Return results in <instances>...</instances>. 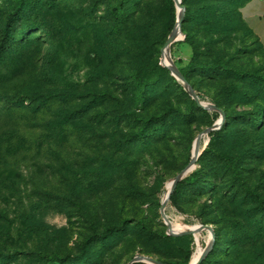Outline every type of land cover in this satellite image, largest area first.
I'll use <instances>...</instances> for the list:
<instances>
[{
	"label": "rangeland",
	"instance_id": "374dc122",
	"mask_svg": "<svg viewBox=\"0 0 264 264\" xmlns=\"http://www.w3.org/2000/svg\"><path fill=\"white\" fill-rule=\"evenodd\" d=\"M50 1L55 3L54 9L43 10L40 18L46 30L42 34L37 30L29 33L32 39L39 37L38 41H32L30 48L0 62V91L13 96L43 78L48 90L64 91L73 87L86 96L102 91L109 92L113 98L104 106L92 109L85 121L76 122L73 129L59 138H51L42 128H32L37 125L32 117L25 121L20 117L16 122L1 125L0 253L16 255L2 264H60L43 260L40 255L58 256L66 260L65 264H72L69 258L76 261L74 264H85L82 256L90 259V264H130L141 255L164 264H191L199 250L203 255L210 246L211 264H257L251 247L241 243L231 245L232 239L227 233L231 229H227L228 223H224L220 212L221 196L214 194V188L203 186L218 185L221 180L209 174L214 161L204 155L211 134L201 141V162L198 161L195 170L182 180H186L181 188L183 212L169 203L166 216L170 225L181 229L180 232L208 225L214 229L215 237L203 231L182 236L188 237V241L171 246L163 245L159 238L164 234L172 236L161 212L168 185L191 164L197 137L217 125L222 118L220 113L208 111L209 115L198 113L190 117V103L176 92L173 98L185 114L186 122L176 126L166 156L156 159L155 155L147 153L141 158L131 157L118 147L124 142V136L138 131L136 124L124 123L120 128L113 124L116 106L122 102L130 105L129 77L138 70L136 60L127 56L125 49L144 44L140 47L146 61L161 65L162 49L177 28L176 24L171 35L167 34L170 18L164 12L166 0H138L137 5L130 8L121 35L114 30L111 0ZM15 2L0 0V17H4ZM146 24L153 28L144 35V41L139 42L134 31ZM183 38L170 48V59L178 70L186 69L194 58L192 44ZM236 39L232 49L220 48L230 55L227 58L230 66L264 76V50L258 39L247 36L244 44ZM2 40L0 35V45ZM108 43L115 44L116 51H112ZM56 56L58 59L54 60ZM193 82L203 93L201 101L205 105H214L213 98L226 85L207 81L201 75H196ZM163 102L157 101L141 115L149 117ZM258 103L229 106L230 118L224 126L227 124L232 129L241 124L238 126L240 141L229 137L219 146L228 150L231 145L243 150L247 144L245 150H255L254 154L250 150L244 154L242 165V173L254 184L261 183L264 175V129L261 136L252 129L245 132L246 119L239 115L249 113L261 121L258 127H262L264 105ZM214 113L220 117L215 118ZM42 118H47H39L43 125ZM109 160L117 163L110 164ZM121 163L129 165L128 173H124ZM203 164L207 171L205 182L201 186L194 185L192 174ZM261 191L264 193L263 188ZM136 221H142L153 230V236L132 233L137 227ZM126 222L131 232L121 239L114 236L104 247L96 235ZM87 243L92 244L85 251ZM188 252L191 253L189 261Z\"/></svg>",
	"mask_w": 264,
	"mask_h": 264
},
{
	"label": "trees",
	"instance_id": "16d2710c",
	"mask_svg": "<svg viewBox=\"0 0 264 264\" xmlns=\"http://www.w3.org/2000/svg\"><path fill=\"white\" fill-rule=\"evenodd\" d=\"M250 1L252 0H182L183 6L186 7L183 32L187 36L186 40L194 48V58L189 66L180 70V72L195 89L200 100L204 95L197 90V86L193 82L196 75H201L207 81L226 84L221 87L218 94L213 98L214 106L225 112L226 120L230 118L229 106L243 107L256 104L258 101L262 102L258 104L264 105V76L260 73H246L232 68L229 61H227L230 55L220 49L221 46L232 49L235 38H237L236 41L244 44L247 36H255L242 17V9ZM137 2L138 0L110 1V14L113 17L114 30L117 31L118 35L124 32L130 8L137 5ZM54 7L55 3L50 0H16L10 10L5 11V16L0 17V35L3 39L0 45V62L7 60V57L11 59L17 52L30 48L33 44L32 41H38L39 37L32 39L29 33L31 30H37L38 33L42 34L46 30L44 28L45 24L40 21L41 12L45 9L52 10ZM164 12L170 18L167 34L171 35L178 21L174 0H166ZM152 28L151 24L138 26L134 31L137 36L136 40L143 42L144 35ZM258 43L260 44L259 40ZM114 45H109L112 51H116ZM143 45L141 44L131 50L125 49V54L136 60L138 70L129 77L128 92L132 96L129 101L130 105L125 106L122 102L121 105L116 106L117 109L112 117L113 124L117 128L125 123L128 125L136 124V129H138L137 133L124 136V142L118 145L121 152L139 158L149 153L159 159L166 156L170 151L172 136L176 133V126L186 122L185 114L176 105L173 94L180 92L181 96L185 97L190 103V117L198 113L209 115V112L200 108L192 100L184 87L178 83L167 68L160 65L159 62L150 64L146 61V55L141 52L143 48L140 47ZM261 48L264 50L262 46ZM47 56L45 55V57ZM57 59L56 56L54 60ZM50 78L53 80L52 77ZM110 98H113V96L109 92L98 91L89 93L86 96L77 92L73 87L64 91L48 90L44 87L43 78L37 79L33 86L16 92L13 96L0 91V127L3 123L16 122L20 117L22 121L32 117L37 123L32 128H42L51 135V138H59L71 128L73 129L76 122L82 123L85 121L92 109L104 106ZM81 101L82 103L77 105ZM157 101H164L159 110L149 117L141 115ZM137 110L140 113H137ZM48 113L52 114L46 115ZM43 116L47 120L42 118V125L39 118ZM239 116L246 119L245 125L247 128H245V132L253 130L254 134L261 136L264 129V115H262V127H258V123L261 121L251 117L249 113ZM214 117L218 118L220 116L218 113H214ZM238 126L230 129L226 124L222 130L211 134V142L204 155H209L210 160L214 161V165L209 167V174L215 176L216 180L219 178L221 180L218 185L211 183L208 186H203L207 189L214 188L212 190L214 194L221 196L220 212L224 223H228L227 229H231L227 231L232 239L231 245L236 246L237 243H241L244 246L251 247L255 253V262L264 264V193L261 191L262 188L264 189V184L262 185L264 175L261 178V183L254 184L250 182L249 178L245 177V173H242L244 154L249 150L254 154L255 150H245L247 144L243 150H238L231 145L228 150L219 147L220 144L229 140L227 139L229 137H233L235 142L240 141L239 137L241 135L238 132L240 129ZM109 163L116 164L117 161L109 160ZM121 165L124 173H128L129 165L126 163H121ZM205 174H207V171L203 164L197 172L192 174L194 185L201 186L202 182H205ZM185 181L178 184L170 199V205L179 212H183L180 203L181 188L184 186ZM136 225L137 227L132 233L153 236V230L142 221H136ZM247 229H250V232ZM129 232H131V229L129 223L126 222L125 225L112 226L96 236L103 241L105 247L114 236L121 239ZM159 238L165 246L188 241V237L175 238L167 234L160 235ZM91 244H85V251L91 247ZM150 253L158 254L155 251H150ZM212 254L213 252L202 264H211ZM15 257L16 255L10 257L0 253V264ZM40 257L49 262L56 261L60 264L66 262L65 259L55 255L53 257L40 255ZM186 258L188 261L191 259L190 252L186 254ZM81 259L85 264L91 263L90 259L85 256H82ZM68 261L72 264L76 262L71 258Z\"/></svg>",
	"mask_w": 264,
	"mask_h": 264
},
{
	"label": "water",
	"instance_id": "95a60500",
	"mask_svg": "<svg viewBox=\"0 0 264 264\" xmlns=\"http://www.w3.org/2000/svg\"><path fill=\"white\" fill-rule=\"evenodd\" d=\"M176 3V7L178 10V21H177V32L183 36V40L186 39V36H184L183 34V21L185 18V13H186V7L183 6L182 4V0H174ZM182 41V39H179L175 36V32L173 33V35L171 36V38L166 42V44L164 45L163 49H162V62L161 65L165 68H167L172 76L178 81V83L180 85H182L185 89V91L190 95V97L197 103V105L202 108L205 109L207 111H215L220 113L221 115V120L217 123L216 126L212 127V128H208L206 129L204 132H202L196 139L194 147H193V157H192V162L191 164L185 169L183 170L172 182V187L170 192L168 193L167 197L163 200L162 203V207H161V212H162V216H163V220L166 222V224L169 227V231L171 233L172 236H178V237H182V236H187V235H194L203 231H209L213 237H215V232L214 229L211 226L208 225H202L199 226L195 229L189 230V231H176L169 223L168 217L166 216V209L168 204L170 203V199L171 196L173 194V192L175 191L176 187L178 186V184L185 179L190 173H192L196 166H197V162L199 161V149L201 147V141L203 139L204 136L210 135L216 131H220L225 122H226V114L223 110L218 109L216 106L214 105H205L203 104V102L200 100L199 96L197 95L196 91L194 90V88L189 84V82L185 79V77L182 75V73L180 72V70H178L173 61L170 59V48L177 42ZM169 57L172 65H169L166 63L167 58ZM212 249V246H210L207 251L201 256L199 262L197 264H202V262L207 258V256L209 255L210 251ZM138 263H144V264H164L163 262L159 261L158 259L152 258V257H147L144 255L138 256L136 257L134 260H132L130 262V264H138Z\"/></svg>",
	"mask_w": 264,
	"mask_h": 264
},
{
	"label": "crops",
	"instance_id": "0c3cea01",
	"mask_svg": "<svg viewBox=\"0 0 264 264\" xmlns=\"http://www.w3.org/2000/svg\"><path fill=\"white\" fill-rule=\"evenodd\" d=\"M242 17L264 48V0H252L242 9Z\"/></svg>",
	"mask_w": 264,
	"mask_h": 264
},
{
	"label": "bare ground",
	"instance_id": "6f19581e",
	"mask_svg": "<svg viewBox=\"0 0 264 264\" xmlns=\"http://www.w3.org/2000/svg\"><path fill=\"white\" fill-rule=\"evenodd\" d=\"M175 36H176L177 38H179V39H182V36L177 32V30L175 31ZM166 63L169 64V65H172V63H171L169 57L167 58ZM171 187H172V183H170V184L168 185V188H167V190H166L167 192H166V194H165V198L167 197L168 193L170 192ZM165 198H164V199H165ZM175 217H176V216H175ZM175 230H176V231H180L181 229L179 230V228H177V229H175ZM184 230H185V229H184ZM197 240H198V238H197ZM201 256H202V251L199 250V251L197 252V254L194 256V258H193L191 264H197V263L199 262Z\"/></svg>",
	"mask_w": 264,
	"mask_h": 264
}]
</instances>
